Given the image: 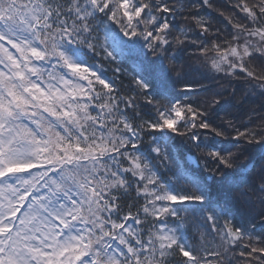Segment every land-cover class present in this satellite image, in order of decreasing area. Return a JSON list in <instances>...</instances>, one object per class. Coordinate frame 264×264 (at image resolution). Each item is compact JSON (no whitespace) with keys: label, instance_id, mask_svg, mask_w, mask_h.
<instances>
[{"label":"snow or ice","instance_id":"obj_1","mask_svg":"<svg viewBox=\"0 0 264 264\" xmlns=\"http://www.w3.org/2000/svg\"><path fill=\"white\" fill-rule=\"evenodd\" d=\"M213 7L0 0V264H264V0Z\"/></svg>","mask_w":264,"mask_h":264},{"label":"trees","instance_id":"obj_2","mask_svg":"<svg viewBox=\"0 0 264 264\" xmlns=\"http://www.w3.org/2000/svg\"><path fill=\"white\" fill-rule=\"evenodd\" d=\"M213 4H214L213 8H204L201 11H202V14L206 13L208 17H211L210 23L212 25V28L214 30L216 28H219L221 30V33H222L221 39H224L228 35L227 28H231V25L228 24L227 20H225V18L220 15V11L224 10L223 6L225 4H227V0H213ZM175 23L179 27H185V28H187L189 26L195 27V23L193 21L183 20L180 17L176 18ZM196 31H199V29L197 28ZM195 54H198V53H195ZM192 55H194V49L190 50L188 52H185L182 55L180 53H177V57H178L180 63L186 64L189 66L187 69L188 78L190 80L201 79L203 76V73H204V69L200 68L198 62L195 59H191V60L189 59V57ZM124 66L129 71H131L132 63L130 61L125 62ZM107 74L109 76L113 75V72L110 68L107 70ZM130 79H131L130 76L126 77V80H130ZM232 83H233V85L240 86L243 82L233 80ZM221 84L226 86L227 81L214 82V83H212V87L219 90L221 88ZM229 91H231V89H229ZM243 95H244L243 89L238 91L237 92V101ZM237 101H233L232 105H235L237 103ZM262 102H264V101L257 100L255 97H253L245 105V108L248 110L258 109ZM232 105H225V108L229 109L230 111L235 113L237 111V109L235 107H233ZM245 119H247V117H245ZM187 154H189L187 152V150L184 148V146H181L178 150V159L180 160V162L182 164L184 163V158H185V155H187ZM199 154L201 155V153H199ZM259 159H260V153H253L251 155V160H249L248 158H242L239 161V164H241V165L248 164L249 167L247 170L242 172L240 174V176L236 177L237 183L241 182L245 176H250L252 174L254 168L258 167ZM213 196L214 197L216 196L215 192H213ZM245 212H246V209L244 207H242L241 205H239V204L233 205V214L236 215L238 223L244 222Z\"/></svg>","mask_w":264,"mask_h":264},{"label":"rangeland","instance_id":"obj_3","mask_svg":"<svg viewBox=\"0 0 264 264\" xmlns=\"http://www.w3.org/2000/svg\"><path fill=\"white\" fill-rule=\"evenodd\" d=\"M195 155L199 156L200 154L199 153H195Z\"/></svg>","mask_w":264,"mask_h":264},{"label":"water","instance_id":"obj_4","mask_svg":"<svg viewBox=\"0 0 264 264\" xmlns=\"http://www.w3.org/2000/svg\"><path fill=\"white\" fill-rule=\"evenodd\" d=\"M192 158V157H191ZM192 161H193V158H192Z\"/></svg>","mask_w":264,"mask_h":264}]
</instances>
